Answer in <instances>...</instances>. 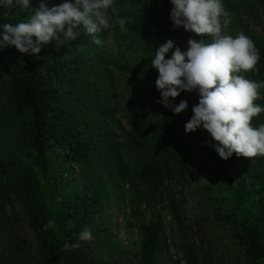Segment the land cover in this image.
Segmentation results:
<instances>
[{
	"label": "trees",
	"instance_id": "1",
	"mask_svg": "<svg viewBox=\"0 0 264 264\" xmlns=\"http://www.w3.org/2000/svg\"><path fill=\"white\" fill-rule=\"evenodd\" d=\"M258 1L264 19V0ZM40 2L31 0L34 8ZM45 2L51 7L64 0ZM115 2L122 10L118 19L127 20L125 30L145 48L138 66L122 69L142 82L150 113L149 120L132 122L122 152L99 156L90 128L70 107L72 92L67 89L72 73L79 70L72 53L80 35L63 45L53 39L37 56L21 54L14 46L0 53V264H161L165 245L162 227L157 220L146 222L139 215L164 200L177 221L175 244L179 257L172 263L210 264V248L205 251L197 243L204 240L196 238V223L186 224L180 219L178 203L172 196L174 176L185 179L187 163L180 157L188 153L197 157L196 173L213 175L227 193L223 209L212 207L204 212L209 230L218 239L227 237L243 264H262L264 156L248 158L233 153L223 160L206 143L211 140L207 130L186 133L185 123L199 100L195 92L185 91L170 98L176 104L181 99L188 101L189 107L179 114L157 103L158 72L151 66L156 48L172 39L176 46L187 50L189 38L210 43L212 37L196 36L182 26L173 29L170 0ZM31 14L32 9L13 10L0 15V23H15ZM262 28L261 34L249 26L241 30L260 53L255 69L239 73L253 81H264V25ZM258 91L254 103L264 106V89ZM251 124L257 128L264 125V112ZM105 160L109 161L106 168ZM70 164L78 167L79 176ZM109 183L126 184L121 186L126 195L111 190ZM203 188L209 192L206 200L212 202L213 188ZM13 200L23 209L27 232L21 235L15 234L14 222L5 219ZM112 202L128 208L127 218H139L134 252L127 251L115 238L113 215L107 213ZM12 218L18 221L13 211ZM49 220L55 222V229L45 230ZM85 227L92 232L90 241L80 242L81 247L72 251L60 250L65 242H77Z\"/></svg>",
	"mask_w": 264,
	"mask_h": 264
},
{
	"label": "clouds",
	"instance_id": "2",
	"mask_svg": "<svg viewBox=\"0 0 264 264\" xmlns=\"http://www.w3.org/2000/svg\"><path fill=\"white\" fill-rule=\"evenodd\" d=\"M170 20L173 29L183 27L196 36L210 35L212 40L189 38L187 50H182L172 39L163 42L155 50L151 66L158 72L155 86L160 99L157 103L179 114L189 107L186 99L178 104L173 99L181 92H195L198 103L192 106L193 115L185 123V132L207 130L211 144L223 160L233 153L253 158L264 156V125L251 124L254 117L264 112V106L254 103L264 81H253L240 75L251 71L260 60L259 50L251 38L243 33L226 34L230 13L222 0H170ZM28 18L15 23H0V51L14 46L21 54L37 56L44 44L53 39L58 45L75 40L81 30L92 42L101 46L100 33L112 27L115 0H64L49 7L41 0L34 8L31 0H0V15L13 10L27 12ZM111 10V12H110ZM123 29L127 23L119 18ZM170 54L166 58V54ZM214 141V143H213ZM53 220L45 225L55 229ZM92 232L85 227L75 243L65 242L61 251L81 247L80 242L90 241Z\"/></svg>",
	"mask_w": 264,
	"mask_h": 264
},
{
	"label": "rangeland",
	"instance_id": "3",
	"mask_svg": "<svg viewBox=\"0 0 264 264\" xmlns=\"http://www.w3.org/2000/svg\"><path fill=\"white\" fill-rule=\"evenodd\" d=\"M225 9L230 13V24L226 34L233 37L250 27L255 33L261 34L264 25L262 8L258 0H222ZM121 7L115 2V12L112 13L110 23L112 27L99 35L103 40L101 46L92 42V38L81 31L76 49L72 53L73 63L79 70L71 75V82L67 90H71L70 101L72 111L78 114L79 120L90 128L92 138L96 141L95 146L103 158L106 154L122 152L124 149L125 134L129 131L134 120H149V110L145 103V93L142 82L132 76L123 67H136L143 60L144 46L140 42L131 39L125 27L120 28L118 16ZM111 12V10H110ZM7 49V48H6ZM0 51L1 54L5 52ZM74 112V113H75ZM166 147L161 148L164 150ZM187 163L185 179L172 180V196L177 204V213L180 219L187 224L196 223L194 233L197 240H204L202 244L205 251L210 248V264H243L240 255L235 254L234 246L227 237L221 239L209 230L205 218L206 210L223 209L226 205L227 193L219 180L211 174L199 175L195 171L194 153L184 154L180 157ZM104 167L109 166L105 160ZM75 176H79L78 167L70 164ZM64 175V174H63ZM111 190L123 197L126 195V184L119 186L109 183ZM209 186L212 190V202L203 187ZM221 186V189L220 187ZM218 187V188H217ZM220 191V194L218 193ZM223 192V194H222ZM116 194H114L115 196ZM203 198V199H202ZM208 198V197H207ZM210 202V204H209ZM8 205L6 218L14 222L15 234H24L26 231L23 209L18 201L13 200ZM207 203V205H206ZM112 202L107 208V213L113 215L115 222V238L127 251L134 252L137 240L136 229L139 218L146 222L158 221L162 227L164 249L161 253V264H175L172 261L179 257L177 254V221L173 218L167 201L158 202L154 207L140 213L139 218H127L126 201L123 206ZM12 211L16 214L15 222ZM1 220V218H0ZM3 220V218H2ZM0 223H2L0 221ZM27 232V231H26ZM226 234V233H225ZM224 235V234H223ZM222 236V235H221ZM130 253V252H129ZM264 264V262L262 263Z\"/></svg>",
	"mask_w": 264,
	"mask_h": 264
}]
</instances>
